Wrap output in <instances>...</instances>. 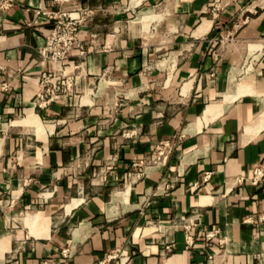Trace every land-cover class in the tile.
I'll return each mask as SVG.
<instances>
[{"label":"crops","instance_id":"1","mask_svg":"<svg viewBox=\"0 0 264 264\" xmlns=\"http://www.w3.org/2000/svg\"><path fill=\"white\" fill-rule=\"evenodd\" d=\"M58 8L93 17L56 68ZM57 71L73 98L34 108ZM0 83V264H264V0H14Z\"/></svg>","mask_w":264,"mask_h":264},{"label":"built area","instance_id":"2","mask_svg":"<svg viewBox=\"0 0 264 264\" xmlns=\"http://www.w3.org/2000/svg\"><path fill=\"white\" fill-rule=\"evenodd\" d=\"M73 0H52V3L58 7L70 4ZM14 0H0V24L2 15L13 6ZM212 13L216 16L217 9L212 8ZM47 18L52 21V27L45 40V46L39 51V55L43 60H48L54 64L56 68L60 64L68 62L73 51L77 52L78 57H83L89 52V48H84L78 39L80 28L93 17V11L88 8H78L74 10H65L58 8L55 11L44 13ZM213 76V75H211ZM75 77L69 76L63 71L45 72L40 77L39 90L32 102L34 108L44 109L52 103L58 101H69L73 98V85ZM7 85L0 83V91H5ZM169 141L162 142L158 145L155 153L149 159H143L135 164L134 167L141 168L138 175H143L147 169L156 170L162 163V158L171 150ZM209 174H205L203 180L207 181ZM264 179V160L254 169L249 178L253 186L258 185ZM170 187L169 185L167 186ZM264 221V214L260 217ZM170 251V246L166 247ZM64 258H69L71 253L69 249L61 252ZM117 258L128 259L125 253H116L106 256L99 264H107ZM211 258H209L210 260ZM43 264H48L44 262Z\"/></svg>","mask_w":264,"mask_h":264},{"label":"rangeland","instance_id":"3","mask_svg":"<svg viewBox=\"0 0 264 264\" xmlns=\"http://www.w3.org/2000/svg\"><path fill=\"white\" fill-rule=\"evenodd\" d=\"M163 159H164V158H162V162H163ZM161 166H162V163H161V165H160V167H159V168H161Z\"/></svg>","mask_w":264,"mask_h":264},{"label":"bare ground","instance_id":"4","mask_svg":"<svg viewBox=\"0 0 264 264\" xmlns=\"http://www.w3.org/2000/svg\"><path fill=\"white\" fill-rule=\"evenodd\" d=\"M150 170H152V169H150V168H149V169H147V171H150Z\"/></svg>","mask_w":264,"mask_h":264}]
</instances>
